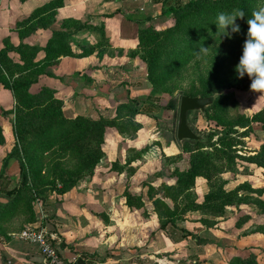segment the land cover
<instances>
[{
    "label": "rangeland",
    "instance_id": "obj_1",
    "mask_svg": "<svg viewBox=\"0 0 264 264\" xmlns=\"http://www.w3.org/2000/svg\"><path fill=\"white\" fill-rule=\"evenodd\" d=\"M160 1L165 9L171 6L177 11L144 21L146 44L139 46L137 61L128 63L131 70L137 66L141 69L142 81L131 98L125 88L115 92L128 104H123L120 111L109 108L107 112L113 118L107 119L111 126L106 135L109 140L128 138L133 150L156 157L149 160L153 165L145 168V189L147 197L158 201L162 231L173 227L174 238L180 241V236H193L191 230H205L201 235L204 239L194 235L195 242L193 238L186 240L184 247L194 249L186 252L179 247L167 255L176 256L180 264H264V94L252 92L250 79H238L234 71L246 38V20L253 10L264 6V0ZM234 9L245 13L236 21L240 32L231 38L220 37L214 24L217 14ZM198 28L201 31L195 33ZM201 44L209 49L198 59L194 51H199ZM22 49L9 52L0 61V160L7 154L2 161L5 164L12 159V171L19 167L18 154L24 166L27 164L24 151H31L33 145L25 122H21L25 111L16 110L20 120L12 125L4 120L12 101L20 97L19 102L26 100L21 94L23 88L18 94L14 92L28 78L22 56L31 50ZM121 79L126 81L120 78L116 83ZM183 96L214 99L205 111L187 116L188 126L200 141L176 139L179 100ZM78 139L76 148L80 150H102L103 141L99 144L88 135ZM71 144L66 141L64 148ZM64 160L68 165L78 164L76 159ZM59 183L60 179L52 187L56 194L66 192L60 191ZM35 198L37 210L32 215H52L56 198L50 199L46 192ZM167 217L172 223L166 222ZM35 226L33 223L30 228ZM195 244L201 247L195 248ZM199 254L205 256L198 258Z\"/></svg>",
    "mask_w": 264,
    "mask_h": 264
},
{
    "label": "crops",
    "instance_id": "obj_2",
    "mask_svg": "<svg viewBox=\"0 0 264 264\" xmlns=\"http://www.w3.org/2000/svg\"><path fill=\"white\" fill-rule=\"evenodd\" d=\"M162 3L160 0H0V51L9 55L18 48L31 50L22 56L29 82L24 92L31 96L25 114L56 107L62 121L112 120L110 111H120L123 104H128L115 92L125 88L131 98L133 89L138 90L142 81L141 69L137 66L131 70L128 63L137 61L144 21L161 17ZM120 78L126 81L121 79L116 83ZM39 96L43 99L40 105L35 100ZM17 106L21 107L12 101L7 107L11 111L4 120L10 125L18 120ZM109 129L105 128L102 150L80 153L99 157L95 166L86 167L81 173L78 171L83 167L68 165L64 160L74 158L75 152L28 153L26 185L46 192L50 199L56 198L52 215L42 214L45 217L42 224L56 235L57 248L67 264L78 261L180 264L168 252L184 247L187 239L193 238L195 242L196 238L184 235L179 241L174 238L176 232L172 226L166 231L159 227L162 218L156 208L157 199L147 197L145 189V168L153 165L149 160L156 157L141 149L133 150L132 140L128 138L109 140L106 135ZM53 154L58 159L57 165L50 164ZM6 155L0 160V174L2 169L5 174L0 179V264H40L37 248L22 241L20 233L33 223L38 225L41 216L32 215L37 210L36 204L34 201L29 204L23 194L19 193L18 199L12 196L14 203L16 200L18 203L14 207L8 203L12 197L3 195V189L19 185V167L11 170L13 160L5 161L2 166ZM54 171L74 174L62 178L66 192L54 193L56 190L46 181L44 175ZM49 217H52L50 221ZM204 231L190 232L202 240ZM187 247H184L186 252L194 249ZM199 247L195 244V248Z\"/></svg>",
    "mask_w": 264,
    "mask_h": 264
},
{
    "label": "trees",
    "instance_id": "obj_3",
    "mask_svg": "<svg viewBox=\"0 0 264 264\" xmlns=\"http://www.w3.org/2000/svg\"><path fill=\"white\" fill-rule=\"evenodd\" d=\"M169 9H165V4H162V11H161V15L164 16H169L172 13H175V11H177L174 7H168ZM201 30L198 28L195 30V33H199ZM147 34V31L143 30L142 32H140L139 36H140V47L143 43L146 44V38L145 35ZM198 40V39H196ZM200 43H201V39H199ZM202 42H204V39L202 40ZM202 45V44H201ZM6 51H0V61L2 58H4V56L6 57ZM29 82H27L25 80V83H23L22 85H18L17 87H15L14 92L16 94H18V90L23 88L25 90V87L27 86ZM14 89V88H13ZM24 90L22 91L21 94H23L25 96V102L21 103L18 100H20L22 97H20L17 102L21 105V107H19L17 109V113H21L22 111L27 112L26 109V103H28L31 100V96H28L27 94H25ZM203 98V97H201ZM205 98H211V97H205ZM37 104H41L42 103V96H39L37 99H35ZM213 103V98H211ZM210 104V105H211ZM209 105V106H210ZM205 111V110H204ZM28 114H25L24 119L21 120V122H25L26 127L25 130L27 131L28 129V133L31 134V138H32V148L31 151L35 154L40 153L41 155L47 152H51V151H57V152H67V153H72L75 152L77 154H75V157L72 159H76L78 164L74 165V166H78V167H83L80 168L78 171L79 173L83 172L86 167L89 168L90 166H93V158H95L94 163H96L99 160V157L97 155L92 157L86 156V155H81V152H89V150L87 151H83L80 150L78 148H76V142L79 141V137H81V135H88L91 140H95V142L101 144L102 143V139H103V135H104V130L107 127L111 126V122L104 120V119H99V120H88V119H84V118H79L76 120H73L71 122H67V121H62L61 117H60V110H57V108H43V109H36L34 111H28ZM28 117V118H27ZM20 120V119H18ZM66 141H72L73 144H71L72 146L70 147H65V142ZM200 141V140H199ZM193 142V141H192ZM57 146V148L55 149V147ZM52 147L54 149H52ZM61 148V149H60ZM30 151V150H29ZM29 151H24V155L26 154V157L28 155V153H30ZM94 152V151H93ZM98 152V151H97ZM96 153V152H95ZM60 154V153H59ZM74 154V153H73ZM72 154V156H73ZM17 159L19 160V185L17 188H12V189H3V195H5L7 198H10L12 196H16V199H18L19 197V193L23 194V197H25L29 204L30 202H37V197L35 198L36 195H41L42 192L35 189V188H30L28 187L27 184V180H28V171H27V166L28 163L24 166L23 162L20 160V155L18 154ZM53 161L50 163L52 165H57L58 159L57 157L54 158V154H53ZM23 158V156H22ZM27 159L29 160L30 158L27 157ZM27 160V161H28ZM37 159H35L33 162L35 165H37ZM83 161H89V165L87 162V165H83ZM54 163V164H53ZM3 168H4V164H2ZM3 171L0 174V179L1 178H5V174H4V169H2ZM66 173H58L57 172H51L48 174H45L44 176L46 177V181L50 183V187H54L55 186V181H59V179L61 180V190L60 191H65L67 190L65 185L66 183H64V180L62 179L64 176H68V177H72L74 176V174H66ZM56 175V176H55ZM61 175V176H60ZM53 190V188H52ZM41 192V193H40ZM33 196V198L31 199L30 196ZM14 198L12 197V200ZM10 199V201H8L9 204H13V207L16 205V203H14L15 200L12 201ZM156 204H158V201L156 200ZM18 204V203H17ZM167 223H172L170 221V219L168 218L166 220ZM166 223V224H167ZM163 226V225H162ZM193 237V236H192Z\"/></svg>",
    "mask_w": 264,
    "mask_h": 264
},
{
    "label": "clouds",
    "instance_id": "obj_4",
    "mask_svg": "<svg viewBox=\"0 0 264 264\" xmlns=\"http://www.w3.org/2000/svg\"><path fill=\"white\" fill-rule=\"evenodd\" d=\"M243 10H232L231 12H220L217 14V34L220 37L231 38L232 34L240 32V26L236 23L243 19ZM247 33L242 46V54L238 64L235 66V73L238 79L247 76L250 83V90L254 93L264 94V6L253 10L251 17L246 20ZM209 48L202 45L199 51H194L199 59L202 54L207 53Z\"/></svg>",
    "mask_w": 264,
    "mask_h": 264
},
{
    "label": "built area",
    "instance_id": "obj_5",
    "mask_svg": "<svg viewBox=\"0 0 264 264\" xmlns=\"http://www.w3.org/2000/svg\"><path fill=\"white\" fill-rule=\"evenodd\" d=\"M45 217L41 215L40 223L27 228L20 233V239L37 248L41 257L40 264H67L59 253L56 235L42 223Z\"/></svg>",
    "mask_w": 264,
    "mask_h": 264
},
{
    "label": "water",
    "instance_id": "obj_6",
    "mask_svg": "<svg viewBox=\"0 0 264 264\" xmlns=\"http://www.w3.org/2000/svg\"><path fill=\"white\" fill-rule=\"evenodd\" d=\"M211 98L183 96L179 100L178 123L176 128V139L178 142L199 141L198 137L188 126L187 116L191 112H203L211 104ZM77 264H82L78 261Z\"/></svg>",
    "mask_w": 264,
    "mask_h": 264
}]
</instances>
